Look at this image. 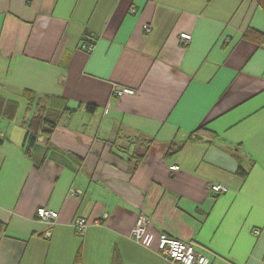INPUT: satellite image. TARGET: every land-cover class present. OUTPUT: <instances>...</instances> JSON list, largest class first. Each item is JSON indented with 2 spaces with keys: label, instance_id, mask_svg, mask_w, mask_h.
<instances>
[{
  "label": "crops",
  "instance_id": "crops-1",
  "mask_svg": "<svg viewBox=\"0 0 264 264\" xmlns=\"http://www.w3.org/2000/svg\"><path fill=\"white\" fill-rule=\"evenodd\" d=\"M257 1L0 0V264H175L161 233L209 264H264V44L243 37L264 34ZM35 102L57 126L26 154ZM201 125L215 139L186 141Z\"/></svg>",
  "mask_w": 264,
  "mask_h": 264
},
{
  "label": "built area",
  "instance_id": "built-area-1",
  "mask_svg": "<svg viewBox=\"0 0 264 264\" xmlns=\"http://www.w3.org/2000/svg\"><path fill=\"white\" fill-rule=\"evenodd\" d=\"M131 12L134 13L135 10L131 9ZM150 30L151 27L149 24L144 25V31L146 33H149ZM179 38L182 44L186 45L191 41L192 36L189 33L183 32L179 34ZM92 48L93 44L89 43L85 45L84 50L86 52H90ZM133 93L134 90L126 87H119L117 85H115L112 89V94L116 97L123 94ZM171 168L174 169L176 167L172 166ZM209 187L214 194H220L227 191L226 187L217 183H211ZM72 193L76 194L77 192L72 191ZM57 217L58 213L50 208L40 206L36 210V218L45 223L47 226H52L57 220ZM147 224L148 219L142 214L138 215L130 231V237L132 239L139 240L145 232ZM74 226L77 232L81 234L84 231L86 224L82 218H78L75 220ZM44 235L48 236V232H45ZM156 251L175 264H209V258L198 252L190 243L165 233H161L159 235Z\"/></svg>",
  "mask_w": 264,
  "mask_h": 264
},
{
  "label": "trees",
  "instance_id": "trees-1",
  "mask_svg": "<svg viewBox=\"0 0 264 264\" xmlns=\"http://www.w3.org/2000/svg\"><path fill=\"white\" fill-rule=\"evenodd\" d=\"M207 1H210V0H207ZM257 4L260 7V9L264 12V0H258ZM243 37L244 39L254 44H264V34L251 27L245 30ZM23 96L27 103L29 104L34 103V96H35L34 92L25 90L23 92ZM35 104L37 105V110L31 116V118L29 119L26 125V133H25V138H24V143H23L24 151L26 154H29L30 149L34 146L39 136L49 137L52 131L57 126V119H52L46 116L44 114V111H45L44 107H41L39 105V102L37 103L35 102ZM96 109L97 108L94 104H87L85 106V110L90 113L95 112ZM203 136L207 137L206 141L208 142H211L212 140L215 139V135L212 134L210 130L205 128L204 125H201L189 133L186 141H197L200 139H204ZM180 147L181 146H178V147L171 146L168 154L175 152ZM143 156H144V153L130 156L129 161L130 163H132V169H131L132 172L140 164ZM237 174L240 176H245L247 172L243 170L241 167H239L237 169ZM113 264H121V262L120 260H118V258H116Z\"/></svg>",
  "mask_w": 264,
  "mask_h": 264
},
{
  "label": "rangeland",
  "instance_id": "rangeland-1",
  "mask_svg": "<svg viewBox=\"0 0 264 264\" xmlns=\"http://www.w3.org/2000/svg\"><path fill=\"white\" fill-rule=\"evenodd\" d=\"M8 110H10V111H11V108L9 107V108H8Z\"/></svg>",
  "mask_w": 264,
  "mask_h": 264
}]
</instances>
